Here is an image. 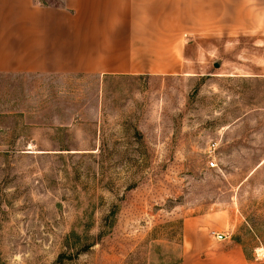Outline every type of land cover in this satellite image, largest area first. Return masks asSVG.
<instances>
[{"label": "rangeland", "instance_id": "obj_1", "mask_svg": "<svg viewBox=\"0 0 264 264\" xmlns=\"http://www.w3.org/2000/svg\"><path fill=\"white\" fill-rule=\"evenodd\" d=\"M180 42L177 74L0 73V264H264L259 54Z\"/></svg>", "mask_w": 264, "mask_h": 264}, {"label": "crops", "instance_id": "obj_2", "mask_svg": "<svg viewBox=\"0 0 264 264\" xmlns=\"http://www.w3.org/2000/svg\"><path fill=\"white\" fill-rule=\"evenodd\" d=\"M209 28L251 38L264 71V0H0V73L177 74L181 35Z\"/></svg>", "mask_w": 264, "mask_h": 264}, {"label": "built area", "instance_id": "obj_3", "mask_svg": "<svg viewBox=\"0 0 264 264\" xmlns=\"http://www.w3.org/2000/svg\"><path fill=\"white\" fill-rule=\"evenodd\" d=\"M211 167H213V166H215V163H214V161L213 160H211L209 163H208ZM216 237L217 238H221L222 237V235H220V234H217L216 235Z\"/></svg>", "mask_w": 264, "mask_h": 264}, {"label": "trees", "instance_id": "obj_4", "mask_svg": "<svg viewBox=\"0 0 264 264\" xmlns=\"http://www.w3.org/2000/svg\"><path fill=\"white\" fill-rule=\"evenodd\" d=\"M172 264H180L179 259H175Z\"/></svg>", "mask_w": 264, "mask_h": 264}]
</instances>
